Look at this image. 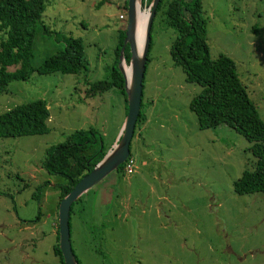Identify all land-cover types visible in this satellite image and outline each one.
I'll list each match as a JSON object with an SVG mask.
<instances>
[{
	"label": "rangeland",
	"instance_id": "obj_1",
	"mask_svg": "<svg viewBox=\"0 0 264 264\" xmlns=\"http://www.w3.org/2000/svg\"><path fill=\"white\" fill-rule=\"evenodd\" d=\"M43 3L32 67L71 37L82 41L85 69L33 71L0 93V113L35 99L49 112L46 133L0 138V264H61L52 250L59 202L53 184L61 179L41 167L44 151L73 130L89 128L107 148L126 111L125 94L117 88L84 96L114 64L126 22L118 19L124 0ZM147 7L140 4L139 11ZM201 7L210 57L224 54L234 61L264 122V0H201ZM174 37L157 12L142 79L146 119L129 143L134 171H111L80 195L69 214L70 245L80 264H264V192L232 191V181L253 168L249 143L223 124L197 127L188 103L200 88L173 65ZM41 185L39 199L32 197ZM101 235L117 242L119 256L106 258Z\"/></svg>",
	"mask_w": 264,
	"mask_h": 264
},
{
	"label": "trees",
	"instance_id": "obj_2",
	"mask_svg": "<svg viewBox=\"0 0 264 264\" xmlns=\"http://www.w3.org/2000/svg\"><path fill=\"white\" fill-rule=\"evenodd\" d=\"M149 2L141 0V5L147 6ZM125 5L126 0L123 12ZM43 9V0H0V93L10 81L25 80L33 71L40 75L54 72L78 74L85 69L82 41L71 37L67 38L62 50L45 58L37 68L32 67L31 46ZM159 11L164 23L175 32L169 46L173 65L181 69L186 82L200 88L188 103L197 127L204 130L223 124L249 143L248 150L254 158L253 168L243 170L232 181V191L236 195L264 192V122L247 97L234 61L224 54L210 57L201 0H159L154 17ZM123 35L124 29L118 31L115 60L108 76L90 83L84 91L85 97H94L111 88H117L124 94L123 79L116 67ZM149 47L150 40L148 50ZM128 57V47L125 45L123 58L126 63ZM148 60L146 53L145 67ZM142 106L141 92L140 110L133 134L145 119ZM48 116L46 103L41 99L6 109L0 113V138L44 134L48 131ZM108 147H104L101 136L95 137L94 130L89 128L73 130L61 142L45 149L41 167L47 174L61 179L53 184L59 193L58 201L101 159ZM116 171L122 174V164ZM42 186L34 190L32 197L39 199ZM79 198L71 204L69 214ZM35 219H38V215ZM52 250L63 264L57 243Z\"/></svg>",
	"mask_w": 264,
	"mask_h": 264
},
{
	"label": "water",
	"instance_id": "obj_3",
	"mask_svg": "<svg viewBox=\"0 0 264 264\" xmlns=\"http://www.w3.org/2000/svg\"><path fill=\"white\" fill-rule=\"evenodd\" d=\"M159 0H150L148 4L147 19L144 27V35L141 48L136 46V19L141 0H126L125 5V27L122 44L118 52V71L122 76L123 92L126 100V112L123 118L119 134L115 142L106 150L104 155L92 168L83 174L72 188L59 199L57 206V246L62 257L63 264H78L72 252L69 239V209L71 204L90 187L98 183L111 171L117 170L129 155V143L137 115L140 110L142 92V79L145 70L146 53L149 45V32L155 8ZM127 45L129 57V77L126 78L123 69V49Z\"/></svg>",
	"mask_w": 264,
	"mask_h": 264
},
{
	"label": "bare ground",
	"instance_id": "obj_4",
	"mask_svg": "<svg viewBox=\"0 0 264 264\" xmlns=\"http://www.w3.org/2000/svg\"><path fill=\"white\" fill-rule=\"evenodd\" d=\"M147 19V11L137 13V19H136V29H135V36H136V46L139 51L142 45L143 41V35H144V27ZM123 69L126 75V78L129 77V66L123 65Z\"/></svg>",
	"mask_w": 264,
	"mask_h": 264
},
{
	"label": "flooded vegetation",
	"instance_id": "obj_5",
	"mask_svg": "<svg viewBox=\"0 0 264 264\" xmlns=\"http://www.w3.org/2000/svg\"><path fill=\"white\" fill-rule=\"evenodd\" d=\"M143 112H145V111L143 110ZM142 124H141V126H142ZM99 240H101L102 242L104 241V244H105V251L104 252H105L106 258H112L115 255L119 256V249L117 247V242L113 238L112 239H108L107 241H105L106 240L105 236L101 235ZM72 252H73V250H72ZM74 256H75V254H74ZM75 259H76L77 263L80 264L78 262L76 256H75Z\"/></svg>",
	"mask_w": 264,
	"mask_h": 264
},
{
	"label": "built area",
	"instance_id": "obj_6",
	"mask_svg": "<svg viewBox=\"0 0 264 264\" xmlns=\"http://www.w3.org/2000/svg\"><path fill=\"white\" fill-rule=\"evenodd\" d=\"M146 10L148 11V7ZM124 18H125V12L118 14V19H124ZM134 167H135V160L132 156L128 155L122 163V174L129 175L133 173Z\"/></svg>",
	"mask_w": 264,
	"mask_h": 264
},
{
	"label": "crops",
	"instance_id": "obj_7",
	"mask_svg": "<svg viewBox=\"0 0 264 264\" xmlns=\"http://www.w3.org/2000/svg\"><path fill=\"white\" fill-rule=\"evenodd\" d=\"M126 112V111H125ZM144 114H145V112H144ZM124 115H125V113L123 114V118H124ZM145 119H146V114H145ZM144 119V120H145ZM122 121H123V119H122ZM122 121L118 124V126H117V129L115 130V132H114V134H113V138H112V141L110 142V144H109V147L115 142V140H116V138H117V136H118V134H119V130H120V127H121V124H122ZM144 122V121H143ZM140 130H141V127L138 129V135H139V133H140Z\"/></svg>",
	"mask_w": 264,
	"mask_h": 264
}]
</instances>
